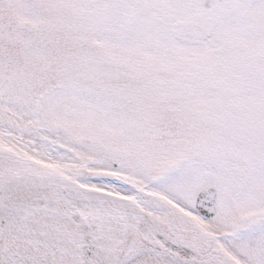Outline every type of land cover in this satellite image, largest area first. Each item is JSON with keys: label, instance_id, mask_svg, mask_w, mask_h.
<instances>
[{"label": "snow or ice", "instance_id": "snow-or-ice-1", "mask_svg": "<svg viewBox=\"0 0 264 264\" xmlns=\"http://www.w3.org/2000/svg\"><path fill=\"white\" fill-rule=\"evenodd\" d=\"M0 264H264V0H0Z\"/></svg>", "mask_w": 264, "mask_h": 264}]
</instances>
